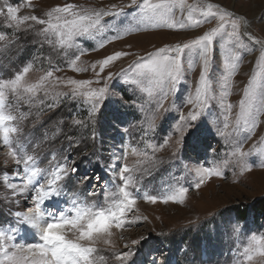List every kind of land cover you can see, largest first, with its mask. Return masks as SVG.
Instances as JSON below:
<instances>
[{"label": "rangeland", "instance_id": "1", "mask_svg": "<svg viewBox=\"0 0 264 264\" xmlns=\"http://www.w3.org/2000/svg\"><path fill=\"white\" fill-rule=\"evenodd\" d=\"M148 2L161 4L167 0ZM68 3L78 6L77 12L81 9L90 12L92 9L99 11L111 8L112 4L127 5L129 0H0V8L6 12L8 6H19L18 15L21 18L36 15L49 19L46 16L48 11ZM209 3L226 6L237 16L246 17L250 21L248 31L257 39L264 40V0H184L183 10L173 7L168 19L170 22H187L189 13L193 20L203 19L201 11L206 9ZM135 15L136 10L130 9L120 17L105 19H111L119 26H126ZM67 18L72 19L71 16ZM50 22L63 24V20L57 21L55 17L51 18ZM25 23L34 25L32 21ZM217 23L218 20H213L199 29L183 30L158 29L145 24L140 31H133L131 34H125L122 28H103L94 31L91 37L74 38L71 47H68L61 46L54 30L48 34V40L53 42L51 44L46 42L42 35L37 36L32 31H20L17 34L8 27L4 16L0 15V35H5L7 40H16L11 46L5 41H0V78L12 79L24 66L31 64L29 72L25 74V82L38 84L40 77L47 71H53V76L36 94L37 97H43L46 89V103L59 105L55 110L45 112L42 117L43 126L35 120L37 106L44 107L39 105L38 100L29 113L26 103L16 101L12 94L6 91L8 100L4 108L6 114L17 117L9 123V126L18 129L10 137L18 152L17 158L26 159L28 155H33L35 164L29 161V167L48 170L47 178L57 163L65 162L59 159L61 154L64 157L69 156L66 161L69 166L74 164L76 167V172L67 178L69 182L76 184L75 187H71L67 179L62 178L59 182L61 192L48 202H60L61 210L71 208L73 200L80 206H94V210L101 206L107 208L112 206L111 203L118 197V189L122 186L119 178L122 165L127 163L129 166L134 184L137 177H140L135 188L130 186V190L138 198L133 210L125 217L126 221L135 223L120 229L113 228L111 244L93 245L98 249L91 257L94 264H168L169 259H166V256L169 253H173L177 258V264H264V258L255 252L252 253V261H247L243 255V249L251 242L252 235L264 236V218L256 214L258 203L264 199V167L259 166L264 160V156L259 155L264 153V142H261L264 137V125L256 129L252 139L243 143L244 151L254 149L253 155L248 159H254L257 166L253 167L250 173L241 176L239 168L230 164L222 169L225 173L223 179L212 178L199 190L193 187L199 179L197 169L223 164L226 159L231 158L237 142L243 141L248 135L243 120L237 124V118L240 102L244 99L243 90L250 86L249 81H252L251 87L255 88L257 95L260 94L261 88H264V60L260 59L259 45L245 39L243 48H234L227 35L231 27L226 24L221 34L223 39L217 37L218 58L223 62L224 71L219 81L214 84L215 91L210 93L214 97L210 104L214 106L205 109L204 115L184 137L175 156L171 144L163 149L158 145L164 138H168L167 136L175 139L172 130L178 126V116L181 111H188L184 105L189 96L195 98L194 88L198 81L199 67L195 66L179 85L177 93L169 96L165 102V107L169 110L156 118L155 132L149 130V123L153 119V111L161 95L160 88L145 82V87L151 91L150 96L148 90L133 91L129 86L137 76L134 68L129 69L135 59L165 45L187 42L193 36L217 26ZM84 24L86 25L87 21ZM34 27L38 29L41 26ZM116 31L121 32L120 39H112ZM101 42L106 45L104 48H99ZM90 48L98 50L89 51ZM119 50L129 51L134 55L125 57L116 62L114 67L106 69L105 75L109 71L113 73V78L108 81L111 95L103 101L96 121L92 125L74 126L72 119L88 121L89 105L79 101L69 102L58 93L67 90L68 78H93V72L74 71L70 67L72 60L83 51L84 54L80 55L76 66L84 67ZM236 56H240L239 61L235 60ZM232 63L236 65L235 71L225 88L223 75H227V66ZM121 69L127 71L121 72ZM99 86L102 85H92ZM22 95L25 99L30 96L29 93ZM129 100L130 103L125 102ZM228 104L232 105L231 113L227 112ZM256 106L259 107L258 100ZM225 122L229 124L227 129L224 128ZM217 129L222 130L225 135L221 136ZM93 132L94 140L91 138ZM45 133L49 137L48 140H44ZM69 136L78 143V148H69L66 138ZM153 146H157L155 150ZM133 149L136 150L135 154ZM53 156L57 159H53ZM149 161L153 162L155 167H152ZM17 167L15 160L8 155V148L4 147L0 139V226L5 225V229L11 228L15 233L27 225L20 224L15 213H26L27 207L34 206L35 197L34 191L13 194V191L7 188L9 183L17 184L18 188L22 187L27 178L22 175L24 165L21 164L20 176L17 179ZM40 182L46 183V179L37 177V181L30 188L38 186ZM76 186L79 190H76ZM180 187L189 188L183 204H165L162 200L151 204L142 198L145 191L163 197L178 193ZM91 192L99 193L94 196L89 194ZM234 226H239L238 231H233ZM37 234L39 236V233ZM66 234L69 239L75 238L73 231H67ZM134 240L139 243L133 244ZM166 244L169 246L168 250L165 249ZM142 248H145L147 253L141 261L139 254ZM123 251L133 253L129 262L116 259ZM150 251L154 254L161 252L158 255L161 261L154 259L155 255L150 254Z\"/></svg>", "mask_w": 264, "mask_h": 264}, {"label": "snow or ice", "instance_id": "2", "mask_svg": "<svg viewBox=\"0 0 264 264\" xmlns=\"http://www.w3.org/2000/svg\"><path fill=\"white\" fill-rule=\"evenodd\" d=\"M76 5L65 4L63 6L53 7L46 13L49 19H44L36 15L23 16L18 15L20 12L19 6H8L6 12L0 8V15H3L7 21L8 27L14 30L17 34L20 31H32L37 36H43L48 43H53L48 40V34L53 31L59 37L61 46L71 47V42L74 38L91 37L94 31H100L103 28H122L125 34H131L133 31H140L145 24L153 28L168 29V30H183V29H199L204 24L211 23L213 20H218L217 26L211 27L202 34H197L189 39L187 42H181L175 45H165L159 47L154 51L147 52L146 56H140L129 65V69H135L137 76L130 82V87L133 91H151L145 87V82L159 87L161 90L160 98L157 100V107L153 111V119L149 123V130L155 132L156 118L162 113H165L169 108L165 107V102L168 101L170 95H175L179 90V85L186 78V76L193 70L195 66L199 67L198 81L196 82L194 91L195 98L189 96L185 102V107L188 111L180 112L178 116V126L172 130L171 136L164 138L158 145L159 148H167L170 144L174 147L173 156L181 148L184 137L189 131L195 127L205 109L214 105L210 101L214 99L210 93L214 92V84L219 81L223 74V62L218 58L219 43L217 37L223 39L222 32L227 25H230L231 31L227 33L234 48L240 49L244 47V41L247 39L255 45H259L260 59L264 60V40L257 39L251 32L248 31L250 21L244 16H237L233 11H229L226 6H221L218 3H209L206 9L201 11L203 19L193 20L191 13H189L187 22L183 20L170 22L168 14L173 7H179L181 10L185 7L184 0H167L165 3L152 4L148 0H129L127 5L112 4L111 8H105L97 11L96 9L89 10L81 9L77 12ZM191 7V6H189ZM130 9L136 10V15L130 20L126 26H119L114 24L113 20L105 18L120 17L122 14ZM71 16L72 19L67 17ZM55 17L57 21L63 20V24H54L50 19ZM32 21L34 25H40V28H35L34 25H28L25 22ZM87 21L85 25L84 22ZM47 25V27H44ZM121 32L116 31L112 39H120ZM18 39V35H17ZM0 41H5L9 46L16 43V40H7L5 35H0ZM106 45L101 42L99 48H104ZM97 48H90L89 51H97ZM187 53V55H185ZM80 51L79 55L72 60L70 67L74 71L93 72V78L75 79L68 78L66 84L68 86L66 91L58 93L60 97L69 102L87 103L89 105L88 121L80 119H72L74 126L92 125L96 121V116L99 109L103 106V101L111 95L108 81L113 78V73L110 71L105 75L106 69L115 66V63L121 59L134 55L129 51L119 50L104 56L102 59L96 61L91 65L84 67H77L76 61L83 55ZM236 61L240 60V56L235 57ZM11 63V61H9ZM31 64L24 66L22 71L16 73L12 79L0 78V139L4 147L8 148V155L14 160L17 167V178L20 176L19 165L23 164V172L27 174L23 186L19 187L15 183H9L7 188L13 191V194L19 192L21 194L29 191L35 192L33 199L34 206L28 207L26 213H15V217L20 224H27L36 229L39 233V242L35 243H19L16 240L15 231L11 228L5 229L0 226V264H94L91 258L98 249L93 245L103 243L105 245L111 244L110 236L113 228L120 229L125 226H131L134 221H126L125 217L133 210L136 205L137 198L130 186L135 188L139 184L140 177H137L136 183H133V176L130 174L131 170L127 163L122 165V171L119 172V178L122 186L118 189V197L113 201L110 207H99L94 210V206H80L76 200L72 201V207L67 210L59 211L58 215L55 212L46 213L43 206L45 202L51 199L54 195L61 192L59 182L61 179H67L71 174L76 172V167L69 166L67 160L69 156L64 157L60 155L59 159L64 160L63 164L57 163L51 170V178H47V171L39 167H29L28 162L32 161L35 164V157L28 155L26 159L17 158L18 152L14 147L11 134L16 133V127L9 126V123L17 119L16 116L6 114L4 111L6 101V91L10 92L14 99L20 103H26L29 108V113L33 105H44L43 108L37 106L35 120L43 126L42 117L45 112L55 110L59 105L56 103H46L48 92L45 89L43 97H37V92L41 90L42 86L50 77L53 76V71H47L46 74L40 77L38 84H27L25 82V74L29 72ZM235 63L227 66V75H223L224 87L228 86L227 82L231 79L235 71ZM98 69V71H97ZM58 70V69H57ZM127 70L121 69V72ZM61 80V78H57ZM24 82V83H22ZM102 85L99 87H92V85ZM249 87L243 90L244 99L240 102V112L237 118V124L243 120L245 129L248 135L243 141L237 142V146L231 153V158L226 159L223 164L213 167H202L197 169L199 179L193 185L196 190H199L206 181L212 178L223 179L225 173L222 169L227 168L230 164L239 168V175L250 173L253 167L257 166L253 159L249 161V157L253 155L254 149L248 151L243 150V143L252 139L258 127L264 125V88H261L260 94L254 87H251L252 81H249ZM22 93H29L30 96L25 99ZM227 94V93H226ZM61 100V103L63 102ZM257 100L259 107L256 106ZM130 103L131 100L125 101ZM170 107V106H169ZM232 105H227V112L231 113ZM228 116H225L227 121ZM62 122V120H61ZM229 124L224 123V128L227 129ZM143 131V129H142ZM217 132L224 136L225 133L217 129ZM147 135V132H145ZM69 141V148H78L79 145L72 137H66ZM95 139V134L91 137ZM47 133L44 134V140H48ZM264 142V137L261 138ZM157 146H153L154 150ZM132 152L135 154L136 150ZM259 155L264 156V153ZM53 159H57L53 156ZM51 163V161H50ZM152 167L155 164L149 161ZM264 167V160L259 164ZM150 171V170H149ZM5 175L7 173H4ZM143 171L141 176H143ZM37 177L46 179L45 182L38 183V186L30 188L37 181ZM87 180V177L84 178ZM188 187H180L178 193L172 195H158L144 192L142 198L148 203L156 204L162 200L163 203L169 202L183 204L185 202V195L188 193ZM90 195L96 193L91 192ZM2 197V194H0ZM47 217V219H46ZM239 226H234L233 231H238ZM67 231H73L75 238L69 239ZM133 244L139 241H132ZM127 248V245H125ZM255 252L259 257L264 258V236H251V242L243 249V255L247 261L253 260L252 253ZM133 253L130 251H123L118 256L117 260L130 261Z\"/></svg>", "mask_w": 264, "mask_h": 264}, {"label": "trees", "instance_id": "3", "mask_svg": "<svg viewBox=\"0 0 264 264\" xmlns=\"http://www.w3.org/2000/svg\"><path fill=\"white\" fill-rule=\"evenodd\" d=\"M80 165V164H79ZM256 214L263 216L264 218V199L261 200L256 207ZM243 217V216H240Z\"/></svg>", "mask_w": 264, "mask_h": 264}, {"label": "bare ground", "instance_id": "4", "mask_svg": "<svg viewBox=\"0 0 264 264\" xmlns=\"http://www.w3.org/2000/svg\"><path fill=\"white\" fill-rule=\"evenodd\" d=\"M57 214V213H56ZM46 219H47V217H46ZM27 226V225H26ZM29 226V225H28ZM29 228H31L32 229V227L31 226H29Z\"/></svg>", "mask_w": 264, "mask_h": 264}]
</instances>
